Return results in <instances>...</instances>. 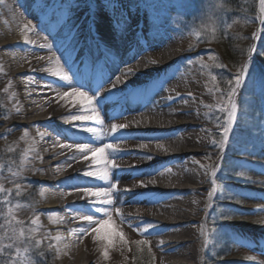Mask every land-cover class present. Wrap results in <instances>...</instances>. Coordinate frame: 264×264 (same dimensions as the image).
I'll return each instance as SVG.
<instances>
[{"label":"bare ground","instance_id":"bare-ground-1","mask_svg":"<svg viewBox=\"0 0 264 264\" xmlns=\"http://www.w3.org/2000/svg\"><path fill=\"white\" fill-rule=\"evenodd\" d=\"M60 1L68 5L70 21L78 25L79 33L85 37L89 23L95 17L93 8H91L92 15H89L90 1L86 3L83 0ZM60 1L36 0L33 4L32 0H3V3H0V93L3 91L8 99L4 110L6 114L2 115L4 119L0 124L12 123L11 127L15 128L14 121L19 120L17 127L22 129L21 139L16 144L19 150V163L11 167L14 171L18 170L20 175L13 178L11 172L4 168L0 184H9L15 204H18L30 191L31 196L40 197L30 202L33 206L32 211H20L17 207H14L13 211L29 226H31V219L39 216L36 234L49 237L46 243L56 244L60 248L63 264H101L100 259L104 258L100 242L93 239L95 234L81 237L75 233L73 230L86 222L75 218L74 214L68 211V206L90 204L96 197L73 188L58 187V185L71 177H79L81 183L94 182L104 185V182L97 180L96 177L82 175L84 171L99 172L103 168V160L99 158L93 160L92 154H89V159L81 156L78 160H69L70 157L80 154L75 149L68 150L60 147V143L69 142L67 137L56 138L48 128L36 127L50 125L56 129H69L77 135L91 138L94 141L93 146L99 147H102L105 142H112L115 135H118L107 134L96 139L91 137L90 133L80 132L78 127L73 128L74 124L92 126L95 123L92 120L66 121L63 119L85 110L90 105L87 101L76 97L61 99L54 91L45 87V82L55 83L58 78L46 71L49 67L55 70L54 57L50 61L49 57L52 53L41 49L40 45L52 43L55 52L57 43L65 37L50 19L53 9ZM141 1L121 0L124 15L129 16L128 9H130L128 21L133 23L126 44L119 40L120 34L112 31L106 21L95 20L96 32L110 50L114 49V52L111 51L108 63L101 67V73L114 77L126 71V65L135 60L133 56L130 57L131 54L127 53L129 49L146 53L139 65L136 64L132 68L136 72L135 76L127 78L122 76V80L126 79L127 91L120 105L106 104L101 114L103 131L109 132L111 123H127L129 127L122 131L137 134L136 138L117 142L121 158L115 161L116 167L110 172V179L113 183H117V193H122L124 189L129 191L120 199L114 196L113 206L104 207L112 212L113 224L109 227H118L129 242L134 228L132 226L135 225L133 210H135L136 200L141 201L146 198L149 221L155 226L154 246L163 259L160 264H195L198 254L200 257L202 254L203 238L200 240V250L188 248L187 245L193 242L192 238H197V233L187 229V226L198 221L203 206L199 199L190 198L189 195L193 192L203 193V189L202 187L190 188V186L202 183L206 185L208 182L200 162L203 159L201 157L203 150L210 145L202 136L208 131L201 128L200 123L207 120L204 115L207 108L204 105L212 106L214 100L217 101V97L210 95L203 75H200V79L189 80L186 76L184 79L179 77L173 71L174 66L179 63L176 61H179L177 57L180 52L175 45L172 46L171 42L174 40L181 45V40L168 32V27L166 30L160 26L152 29L146 27L147 12H139L135 7ZM107 2L108 0H103V3ZM80 12L81 15L76 17ZM106 13L108 16L110 9L106 10ZM29 21L37 28L36 32L28 34L29 39L34 43L26 46L23 25ZM82 22H86L83 28L80 27ZM259 26L258 20L253 40L258 38L261 30ZM57 33L60 35L58 36ZM59 54L56 52V55ZM95 54L93 49V56ZM41 56L44 59H39ZM151 60H155L156 64L149 63ZM80 74L86 84L94 86L92 82L86 80L85 70L80 69ZM141 81L144 82L138 84ZM163 81L167 83L163 84V90H161ZM119 87L123 88L124 85ZM67 90L69 89H59L60 92ZM202 95L205 98L200 97ZM169 96L173 97L171 101L167 99ZM184 98H187L186 102ZM121 106L125 109L126 118L110 119L109 111L119 112ZM135 121L140 123L137 124ZM12 128L4 129L1 134L10 133ZM25 130L28 131L27 136L24 135ZM39 132L46 133L43 140ZM158 145H163V149L167 151L162 150ZM217 155L218 152L214 156L217 157ZM25 156L28 157L27 160H24ZM142 156H150L153 159H142ZM207 164V168H210L211 162L208 161ZM140 175L143 178L142 184L145 186L137 181ZM13 180L21 184L19 197L15 196ZM41 185L48 187L41 188ZM183 185L189 188H182ZM140 193L149 195L138 196L137 194ZM151 194H155L152 197L153 202H149ZM114 207H120V215H117ZM45 213L51 214V218ZM100 215L96 214L97 218ZM120 216L125 217L132 226H129L127 222L121 224ZM57 233L61 235L59 243L54 239ZM160 241H163V245H160ZM77 242L82 243L85 256L74 248ZM121 248L124 246L118 240L114 241L109 248L108 259H104L106 263L113 262L114 254Z\"/></svg>","mask_w":264,"mask_h":264},{"label":"rangeland","instance_id":"rangeland-1","mask_svg":"<svg viewBox=\"0 0 264 264\" xmlns=\"http://www.w3.org/2000/svg\"><path fill=\"white\" fill-rule=\"evenodd\" d=\"M58 1V0H57ZM60 1V0H59ZM90 1L91 8L94 10L95 17L91 19L106 21L111 27V21L109 15L106 14V9L101 5V0H83L84 3ZM244 4L248 5V9H244L240 13H234V15L226 16L225 20L227 24H231V28L225 27L224 24H220L217 31V39L212 43L203 42L206 38L202 37L201 41L198 42L196 36L193 34L194 29H199L202 23H208L209 18L216 16H222V8L218 7L221 5L219 0H142L135 7L137 11L147 12L146 13V27L151 29L160 26L168 32L175 35L176 39L181 40V45L177 41L171 42L172 46L175 45L179 50L180 54L177 57L179 59L178 65H175L173 71L179 76L189 80L200 79V75L205 78V86L212 87L210 77L207 69H201L199 63L195 62V58L200 56L204 57L205 62L208 61V54H215L218 57V61L225 64L224 69L213 68L212 74L223 73L225 77L231 76L234 72L231 71L230 67L225 63L223 58V50L220 43V36L230 39L234 44L236 53L242 60V63L248 58V49L253 47L254 40L253 34L258 24V0H242ZM55 4V3H54ZM136 4V2H135ZM254 8H251V7ZM54 8V5H53ZM254 9V10H253ZM53 15L50 18L51 22L55 24L60 31L64 33V36L69 35L70 30L72 34L78 29V25L72 23L69 19L68 5L64 2H58L53 9ZM222 13V14H221ZM81 12L76 15L80 16ZM236 21L233 23V21ZM50 22V23H51ZM96 22V21H95ZM81 24V23H80ZM86 22H82L81 28L84 27ZM264 33V26L261 27L259 37L257 40V49H264V38H261ZM121 36V35H120ZM80 39L83 41L84 36L80 34ZM80 56H84V52L79 53ZM190 58L194 60L192 64H187ZM79 59V57H77ZM264 59L260 56H255L252 63V71L254 74H260L263 72V61ZM91 61L86 58V63L79 65L81 70H85L86 79L89 77L91 82L94 84L95 80L100 74L101 67L97 65L92 67ZM87 67V68H86ZM94 75V76H93ZM202 76V77H203ZM249 89L251 92L242 94L241 99L247 100L250 104L248 115L244 117L246 121L245 127H237L236 132L239 135L240 143L238 145L239 151L234 150L233 147H228L225 153V159L221 164L220 170L217 172V191L213 198L211 207H208V192L210 191L211 185V169L215 167L217 157L214 156L217 149L212 147V140L217 132L215 124V116L218 114L215 110L216 102L214 100L213 107L207 108L206 121L200 123L201 128L206 129L208 133L202 136L209 143L210 147L203 150L201 165L205 170L208 177V182L205 184H194L190 188L202 187L203 193L197 194L192 193L189 195L190 198L199 199L203 206V211L199 215L198 221L194 224L187 226L197 233V238H192L193 242L187 245L188 248L200 250V240L203 238L200 235V227L206 220V227L211 243L208 248L203 247L201 257L198 254L195 264H264V154H261V143L259 133L256 130V125L260 122L261 112L264 111V96H262V88L259 80L252 84L248 82ZM110 85H105V89L110 88ZM223 88L224 85L221 84ZM105 94L102 92V95ZM211 96L217 97L218 94H212ZM205 98V96H200ZM7 97L4 92L0 93V123L6 114L5 107L7 105ZM15 128H12V123L0 124V164L4 165V168L14 167L19 163V150L16 148V144L21 139L22 129H18L20 121L15 120ZM127 124V123H125ZM12 128V131L8 134L2 135L1 132L4 129ZM251 129V135L249 134ZM255 144V155H244L245 148L248 151H252V146ZM204 155L206 157H204ZM211 157L210 159L207 157ZM139 159V158H137ZM208 161L211 162L210 168H207ZM242 173V175H241ZM3 178V171H0V179ZM38 180V179H37ZM140 184L143 182V178L140 175L137 180ZM5 188H9L8 183H3ZM137 186V185H134ZM136 188V187H135ZM182 188H189L187 185H183ZM32 189V188H31ZM137 190V189H135ZM28 192V190H27ZM223 197V198H221ZM2 199V195H0ZM13 205H19L17 207L20 211H32L33 206L30 205L33 199H40V197L31 196L28 192L19 202L15 204L13 198ZM147 200L137 199L135 204V210L133 215L134 226L141 225L142 222L149 221V213ZM14 209V208H13ZM205 209H207L205 211ZM7 212V207L0 205V225L5 223L4 216ZM221 213L229 215L230 218L224 219ZM16 218L21 220L17 213H14ZM213 217H216L213 221ZM150 235H141L134 228L130 234V240L127 247L121 248L114 254V261L106 263L104 259H100L101 264H136V260H141V255L144 256V260L150 261L147 249L143 252H139L134 241L141 239H148L152 248V252L155 255V261L152 264H160L161 255L154 246L155 240V226L149 229ZM0 235H3V231L0 230ZM37 239L42 240V244L39 250H36V255L33 257L35 260H39L41 264H63L61 254L57 256L56 244H51L53 247H49L50 244L46 243L49 237L38 236L35 233ZM81 251L83 256L86 255L82 251V243L77 242L74 245ZM131 249L129 251L128 249ZM39 252H43V256L39 255ZM247 256L255 257L254 260L249 261L246 259ZM166 262V260H164Z\"/></svg>","mask_w":264,"mask_h":264},{"label":"snow or ice","instance_id":"snow-or-ice-1","mask_svg":"<svg viewBox=\"0 0 264 264\" xmlns=\"http://www.w3.org/2000/svg\"><path fill=\"white\" fill-rule=\"evenodd\" d=\"M33 4L36 3V0H32ZM0 3H3V0H0ZM106 10L110 9L109 18L111 21V30L117 34L121 33L122 29H126L128 25V20L130 18V9H128L129 16L124 15L123 4L121 0H108L107 3H103L101 0V5ZM23 7V5H21ZM218 7L224 8V5H219ZM89 15H92L91 4L88 5ZM258 10L259 15L257 19L261 26H264V0H258ZM225 12L234 11L231 8L224 9ZM236 21L234 20L233 23ZM220 24H224L225 27L231 28V24H227L221 16H216L214 18H209L208 23H202L199 29H194L193 34L196 36L198 42H202L201 38H206L203 42L212 43L217 39V31ZM37 26L31 25V21L23 25V34H24V45L30 46L34 43L33 40L29 39V33L36 32ZM43 30V29H42ZM59 36L60 34L57 33ZM41 49H46L48 52L52 53L49 57L51 61L54 57L55 70L51 67L46 69L50 72L52 76L57 77L58 81L55 83L45 82V87L54 91L57 96L61 99L67 98H80L83 101H87L90 107H87L85 110L78 113H73L64 117L66 121H83V120H92L95 123L92 126H85L83 124L77 126L73 125V128H79V131L82 133H90L91 137L100 139V137L107 134H118L115 135L112 142H105L102 147L93 146L94 141L87 137L77 135L75 132H71L69 129H56L52 128L50 125L36 126L48 128L56 138L67 137V143H60L62 149L72 150L75 149L80 155L72 156L69 160H78L82 156L84 159H89V154L93 160L101 159L103 160V168L99 172L94 171H84L83 176L85 177H96L97 180L103 181L104 185H98L96 183H81L79 182V177H71L67 181L61 182L58 187L73 188L78 191H81L89 196L96 197L95 200L91 201L90 204L85 205H71L68 206V211L74 214L75 218L85 221L86 223L82 224L78 229L73 231L79 234L81 237L88 234H95L93 239L100 242L102 256L105 260L109 257V248L113 245L114 241L118 240L121 245L124 247L128 246V240L125 238L123 231L119 230L118 227H109L113 224L112 221V212L104 206H113V197L116 196L117 199H120L121 196L128 193V189H124L122 193H117V183H113L110 179V172L116 167L115 161L118 158H121L119 155L118 143L120 141H125L127 139L136 138L137 134L128 133L122 131L129 127V124H119L111 123L109 132L103 131L104 124L101 120V114L104 112V106L106 104L120 105L121 99L124 98L127 91L126 79L124 78L135 76L136 72L128 67L126 71H122L121 75H106L102 74L99 78L95 80L94 86L91 84H86L80 74L79 65L86 63V58L88 61L96 66L101 67L105 66L109 58L111 57V50L107 47L105 42L100 38L99 34L96 32V22L93 19L88 26L87 35L84 37L83 41L80 39V33L77 29L75 34H72L70 30L69 35L61 39L57 45L55 52L53 51V44H41ZM93 49H95V56H93ZM56 52H59V55H56ZM84 52V56H80L79 53ZM255 56L264 57V49H257L256 47H249L248 49V58L242 64L237 67L235 73L231 76L225 77L223 73L212 74V69H224L226 66L222 62L218 61V57L215 54H208V61L205 62L204 57L200 56L195 58V62L199 63L201 69H207L208 75L210 77V82L212 87L208 91L212 94H218L217 102L215 107L216 112L218 113L215 116V124L217 132L214 135L212 140V147L218 150L217 161L215 167L211 169V189L208 192V207L212 206L213 198L215 197L217 191V172L221 168V164L225 159V153L228 147H233L234 150L239 151V135L236 132L237 127H245L246 121L244 117L248 115V108L250 104L247 100H242V94L246 92H251L249 89L248 82L251 81L253 85L259 80L262 88V96H264V72L260 74H254L252 71V63ZM79 57V59H77ZM39 59H44L43 56ZM63 61V63H62ZM194 60L190 58L186 61L187 64H192ZM113 63H115L113 61ZM151 64H156L155 60L149 61ZM117 70L119 71V66L117 65ZM174 78V76H173ZM25 79H30V77H25ZM167 81L161 83V90H163V84ZM124 85L123 88L119 87ZM221 84L224 87H221ZM105 85H111L110 88L105 89ZM60 88L69 89L67 91L60 92ZM7 91V89H6ZM102 92L105 94L102 95ZM91 93V94H90ZM191 95V94H189ZM179 98V94H177ZM168 101L173 99L172 96H169ZM185 102L187 98H184ZM195 99V98H193ZM203 103V101H201ZM206 108H211L213 106L204 105ZM19 112V109H17ZM110 119H121L126 118L125 109L123 106L120 107L119 112L109 111L108 113ZM139 124V121H135ZM256 130L259 133V139L261 143V154H264V111L261 112L260 122L255 126ZM249 134L251 135V129H249ZM24 135H28V131H24ZM46 133L39 132L40 138L43 140ZM59 142V140H57ZM143 147V145H141ZM162 150L163 145H158ZM244 155H255V144L252 146V151H248L245 148L243 153ZM142 159H153V157H141ZM207 158H211L210 156ZM28 157L25 156L24 160H27ZM23 163V161L21 162ZM70 166V165H69ZM59 167V166H58ZM201 167H206L201 165ZM4 170V165L0 164V171ZM171 169H169L170 171ZM7 171L11 172L12 177L16 178L20 175L19 171H14L11 167H8ZM158 171V170H157ZM242 175V173H241ZM151 182V181H150ZM15 183V180H13ZM142 186H145L142 184ZM41 188L48 187L41 185ZM0 205L7 207V212L4 216L5 223L0 225V230L3 231V235H0V264H41L39 260H35L33 257L36 255V250H39L42 244L41 239H37L35 233L39 227V216L31 219L29 226L24 221L16 218L13 208L19 207V205H13L12 189L5 188L3 184H0ZM21 195V184L15 183V196L19 197ZM43 195V192H41ZM138 196H148L149 194L140 193ZM155 194L149 196V202H153L152 197ZM223 198V197H221ZM122 206V200L120 201ZM117 215H120V207H114ZM207 209H205L206 211ZM260 211H264L261 209ZM101 214L97 218L96 214ZM51 218V214L45 213ZM224 219L230 218L229 215L221 213ZM215 221L216 217L212 218ZM129 223V226H132L125 217L120 216V223ZM259 223H264L260 221ZM134 230L141 235L148 234L149 229L154 227L152 222H142L139 226H132ZM200 235L203 237V247L208 248L209 243H211L206 227V220L204 223L199 225ZM50 235V234H49ZM55 241L58 243L61 241L60 233H57L54 237ZM137 250L143 252L146 248L150 261H146L145 264H152L155 261V255L152 252L150 241L148 239H141L134 241ZM160 245H163V241L159 242ZM53 247V245H49ZM65 247L67 245L65 244ZM131 251V249H128ZM60 248L56 247L57 256L59 255ZM40 256H43V252H39ZM247 260L252 261L255 259L253 256H247ZM257 264H260L258 261Z\"/></svg>","mask_w":264,"mask_h":264},{"label":"trees","instance_id":"trees-1","mask_svg":"<svg viewBox=\"0 0 264 264\" xmlns=\"http://www.w3.org/2000/svg\"><path fill=\"white\" fill-rule=\"evenodd\" d=\"M221 5H224V8H222V16L225 20L226 16H230L231 14L234 15V13H240L243 11L245 8L248 9V5L244 4L242 0H219ZM226 8H231L234 11L231 12H225L224 9ZM251 8H254L253 6ZM254 10V9H253ZM262 38H264V33L262 34ZM220 45L223 50V58L225 63L230 67L232 72H236L237 67L242 64V60L239 57V55L236 53L234 49V44L230 39L220 36ZM264 59V57H262ZM264 61V60H263ZM263 72H264V63H263ZM144 256L141 255V260L138 259L136 260V264H145L146 260L143 258Z\"/></svg>","mask_w":264,"mask_h":264}]
</instances>
